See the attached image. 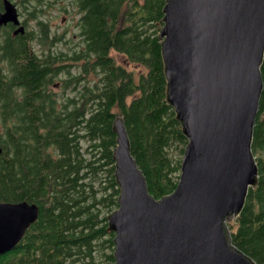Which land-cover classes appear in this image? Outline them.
<instances>
[{"label": "trees", "instance_id": "16d2710c", "mask_svg": "<svg viewBox=\"0 0 264 264\" xmlns=\"http://www.w3.org/2000/svg\"><path fill=\"white\" fill-rule=\"evenodd\" d=\"M15 1L38 7L43 0ZM165 1L72 0L81 46L69 56L51 52L59 39L35 6L23 22L35 20V30L14 35L12 25L0 27V202L39 207L0 264H115L107 214L118 208L117 115L149 194L159 200L175 190L187 139L166 101L158 38ZM34 43L47 48L38 54ZM228 227L232 244L264 264L262 185L248 189Z\"/></svg>", "mask_w": 264, "mask_h": 264}, {"label": "water", "instance_id": "95a60500", "mask_svg": "<svg viewBox=\"0 0 264 264\" xmlns=\"http://www.w3.org/2000/svg\"><path fill=\"white\" fill-rule=\"evenodd\" d=\"M163 15L166 101L187 144L175 190L156 200L116 116L119 197L107 217L115 264H256L232 244L228 223L257 184L251 142L263 87L264 0H166ZM7 25L25 33L16 6L3 0L0 27ZM38 215L36 204L0 202V256Z\"/></svg>", "mask_w": 264, "mask_h": 264}, {"label": "rangeland", "instance_id": "374dc122", "mask_svg": "<svg viewBox=\"0 0 264 264\" xmlns=\"http://www.w3.org/2000/svg\"><path fill=\"white\" fill-rule=\"evenodd\" d=\"M11 1L16 6L19 18L22 23L26 20L27 13H30L33 10L34 6H37L34 2H29L24 5L26 7L24 8L21 3L16 2L15 0ZM36 9L38 20L43 21L48 25L49 33L51 36L55 35L59 39V41L52 46L51 52L55 54L63 53L69 56L74 51H78V47H80L81 45L79 44V39L77 38V16L75 15V9L72 0H43L41 5L36 7ZM25 29L27 31L35 30V20H29ZM34 48L38 52V54H40V51L42 49L46 50L47 47L41 48L39 45H37V43H34ZM114 57L119 63L126 64L125 60L117 54H115ZM126 67L131 70L133 68L131 65L127 64ZM70 72L72 76L78 75L79 69L77 67H73L70 69ZM61 78L66 77L63 75ZM67 95L73 96L71 91H67V94L65 93V96ZM107 216L109 215L107 214Z\"/></svg>", "mask_w": 264, "mask_h": 264}, {"label": "flooded vegetation", "instance_id": "af4514ba", "mask_svg": "<svg viewBox=\"0 0 264 264\" xmlns=\"http://www.w3.org/2000/svg\"><path fill=\"white\" fill-rule=\"evenodd\" d=\"M262 93L253 125L251 152L257 167V184L264 188V73L262 76Z\"/></svg>", "mask_w": 264, "mask_h": 264}]
</instances>
